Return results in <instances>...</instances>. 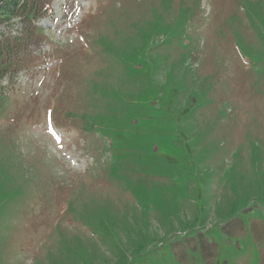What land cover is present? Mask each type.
<instances>
[{"label": "rangeland", "instance_id": "1", "mask_svg": "<svg viewBox=\"0 0 264 264\" xmlns=\"http://www.w3.org/2000/svg\"><path fill=\"white\" fill-rule=\"evenodd\" d=\"M52 9L0 95V264H264V0Z\"/></svg>", "mask_w": 264, "mask_h": 264}, {"label": "trees", "instance_id": "2", "mask_svg": "<svg viewBox=\"0 0 264 264\" xmlns=\"http://www.w3.org/2000/svg\"><path fill=\"white\" fill-rule=\"evenodd\" d=\"M52 0H0V95L3 84H14V77L28 66L34 50L43 42L42 27L36 22L50 15ZM18 23L16 29H9ZM1 108V107H0Z\"/></svg>", "mask_w": 264, "mask_h": 264}, {"label": "snow or ice", "instance_id": "3", "mask_svg": "<svg viewBox=\"0 0 264 264\" xmlns=\"http://www.w3.org/2000/svg\"><path fill=\"white\" fill-rule=\"evenodd\" d=\"M50 131H52L51 129H50ZM52 135L57 139V142H59V137L58 136H56V134H55V132L53 131L52 132Z\"/></svg>", "mask_w": 264, "mask_h": 264}]
</instances>
